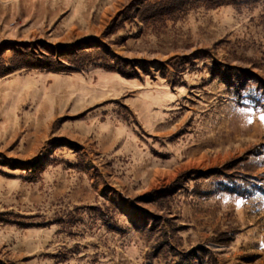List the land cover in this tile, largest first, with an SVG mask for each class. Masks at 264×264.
<instances>
[{
  "label": "rangeland",
  "instance_id": "obj_1",
  "mask_svg": "<svg viewBox=\"0 0 264 264\" xmlns=\"http://www.w3.org/2000/svg\"><path fill=\"white\" fill-rule=\"evenodd\" d=\"M132 1L0 0V78L28 73L0 80V98L14 92L20 114L102 99L64 124L81 130L92 115L123 120L109 149L96 130L56 138L63 119L36 147L29 127L0 145V262L175 264L149 258L154 241L135 228L159 215L179 229L172 246L195 252L185 264H264V0L156 29L121 19ZM82 50L103 60L31 67ZM177 179L168 213L150 200Z\"/></svg>",
  "mask_w": 264,
  "mask_h": 264
},
{
  "label": "trees",
  "instance_id": "obj_2",
  "mask_svg": "<svg viewBox=\"0 0 264 264\" xmlns=\"http://www.w3.org/2000/svg\"><path fill=\"white\" fill-rule=\"evenodd\" d=\"M246 0H133L128 7L121 13V19L123 21L132 19H139L146 23L148 26L156 29L164 25L175 23L185 18L190 11L201 7L207 9H214L224 5H234L239 7L245 4ZM132 14L130 17L128 12ZM53 51L44 53V60H48V64L31 66L32 68H41L45 70H53L56 72H74L83 69L87 64L95 62L97 60H103L102 57L92 56L91 51L82 50L78 52L69 53L66 59H62V54ZM82 56L84 62L80 63L78 56ZM58 56V57H57ZM41 58V60H43ZM104 66L108 69L114 70L115 65L113 63H104ZM26 67V66H24ZM10 73V71H8ZM181 179H177L174 184H171L167 188L163 189L161 194L153 192L154 196L150 201H153L159 208L167 210L168 213H172L174 196L177 192L176 187L179 185ZM163 216L147 217L146 221L142 225L135 224V228L138 231L144 232L151 240L154 241L153 251L148 253L149 258L163 256L167 259L175 256L178 261L175 264H185L186 259H190V255L195 252H187L186 250H177L172 246L173 234H176L179 229H175L173 225H169L165 228L162 225ZM170 220V219H168ZM195 260L198 258L194 257ZM0 264H2L0 262Z\"/></svg>",
  "mask_w": 264,
  "mask_h": 264
},
{
  "label": "crops",
  "instance_id": "obj_3",
  "mask_svg": "<svg viewBox=\"0 0 264 264\" xmlns=\"http://www.w3.org/2000/svg\"><path fill=\"white\" fill-rule=\"evenodd\" d=\"M36 73L44 74V71ZM27 74L28 73L20 75H9L0 78V80L9 78L11 76L22 77ZM4 87V85H0L1 89H4ZM13 96L14 92H10L9 94L4 95L0 98V145H10L18 141L19 139H21L22 134L26 132V128L29 127L30 130H28V136H31L32 133L35 135V138L33 139L29 147H36L43 140L45 143L49 138H51V136L53 135L52 129L55 127L56 123H58L60 119H63L62 128L58 130L59 135L55 136L59 139L63 138L71 142H86L88 134L96 130V133L98 132L103 135L102 145L105 146L106 149H109L112 148L114 144L113 141L117 140L119 137L115 134V131L120 124L122 125L123 120L121 119L118 112H116V114L112 113L108 116V118H105L103 120H100L98 115L90 116L88 125H98L92 131L85 130L84 128L81 130L76 127L64 125L68 119L85 121L86 115H88L90 112H88L81 118L75 117H78L80 114L90 110V108H92L95 103L101 101L102 99H98L96 100V102L86 103L83 108L79 109L78 111H70L69 109L61 110L59 108V102H57L56 108L54 110H51L50 106L47 103H44V100H42V106L37 111L30 110L24 114H20V102L17 101L16 98H14ZM94 136L97 138V134H94ZM55 137L52 136V138Z\"/></svg>",
  "mask_w": 264,
  "mask_h": 264
},
{
  "label": "snow or ice",
  "instance_id": "obj_4",
  "mask_svg": "<svg viewBox=\"0 0 264 264\" xmlns=\"http://www.w3.org/2000/svg\"><path fill=\"white\" fill-rule=\"evenodd\" d=\"M262 119H264V118H262Z\"/></svg>",
  "mask_w": 264,
  "mask_h": 264
}]
</instances>
